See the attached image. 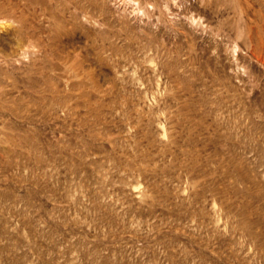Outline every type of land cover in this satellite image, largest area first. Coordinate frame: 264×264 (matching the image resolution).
<instances>
[{
    "label": "rangeland",
    "instance_id": "1",
    "mask_svg": "<svg viewBox=\"0 0 264 264\" xmlns=\"http://www.w3.org/2000/svg\"><path fill=\"white\" fill-rule=\"evenodd\" d=\"M0 264H264V0H0Z\"/></svg>",
    "mask_w": 264,
    "mask_h": 264
}]
</instances>
